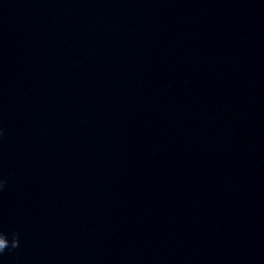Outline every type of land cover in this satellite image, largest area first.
Segmentation results:
<instances>
[{"label":"clouds","instance_id":"9594fccd","mask_svg":"<svg viewBox=\"0 0 264 264\" xmlns=\"http://www.w3.org/2000/svg\"><path fill=\"white\" fill-rule=\"evenodd\" d=\"M0 187H2V182H0ZM17 247H19L18 234L12 233L11 239L9 240L8 234L0 231V254H2L6 249H15Z\"/></svg>","mask_w":264,"mask_h":264}]
</instances>
